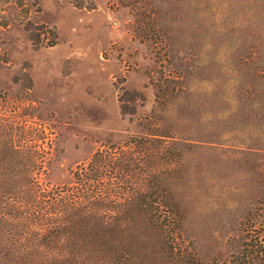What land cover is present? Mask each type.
<instances>
[{"label": "rangeland", "instance_id": "374dc122", "mask_svg": "<svg viewBox=\"0 0 264 264\" xmlns=\"http://www.w3.org/2000/svg\"><path fill=\"white\" fill-rule=\"evenodd\" d=\"M150 113L181 159L184 236L225 258L264 204V0H0V134L49 152L43 183Z\"/></svg>", "mask_w": 264, "mask_h": 264}, {"label": "trees", "instance_id": "16d2710c", "mask_svg": "<svg viewBox=\"0 0 264 264\" xmlns=\"http://www.w3.org/2000/svg\"><path fill=\"white\" fill-rule=\"evenodd\" d=\"M161 121L150 113L140 134L102 144L69 184L43 183L49 152L0 134V264H264V204L245 212L225 258L205 259L187 241L181 159Z\"/></svg>", "mask_w": 264, "mask_h": 264}]
</instances>
